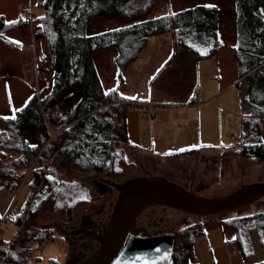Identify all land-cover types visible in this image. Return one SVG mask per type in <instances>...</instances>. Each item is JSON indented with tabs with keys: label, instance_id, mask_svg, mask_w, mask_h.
<instances>
[{
	"label": "trees",
	"instance_id": "1",
	"mask_svg": "<svg viewBox=\"0 0 264 264\" xmlns=\"http://www.w3.org/2000/svg\"><path fill=\"white\" fill-rule=\"evenodd\" d=\"M162 1L166 0H41L38 5L43 14L36 19L34 40L44 44L52 62L54 82L49 90L42 88L35 92L11 122L19 136L16 150L20 152L23 144L22 157L17 159L15 167L26 166L31 155L45 145L37 159L39 167L34 171L46 173L47 194L61 183L56 178L64 168L99 173L109 170L123 157L128 105L117 88L102 87L93 59L95 52L116 47V64L124 67L138 57L150 37L170 30L176 43L197 59L213 56L222 44L217 8L204 3L115 29L87 32L89 24L103 16L115 14L125 22H132ZM234 5L233 52L244 85L242 104L247 110L240 123L241 141L236 144V155L264 161V0H234ZM24 25L25 22L6 24L0 17V39L9 29ZM78 79L82 80V97L72 123L46 144L47 111ZM27 135L33 144L27 143ZM33 182H40L39 174L35 173ZM23 216L24 211H20L13 221L18 228L14 238L0 247V264H34L40 260L39 247L44 248L52 239L50 228L31 226ZM213 217L184 226L175 233L171 264H191L190 251L195 239L215 227L233 233L243 258L251 253V230L257 232L264 249V212L209 223Z\"/></svg>",
	"mask_w": 264,
	"mask_h": 264
},
{
	"label": "crops",
	"instance_id": "2",
	"mask_svg": "<svg viewBox=\"0 0 264 264\" xmlns=\"http://www.w3.org/2000/svg\"><path fill=\"white\" fill-rule=\"evenodd\" d=\"M202 1H194L192 5L204 3L217 8L222 44L213 56L197 59L176 43L172 30L150 37L138 57L124 67L116 64V47L93 54L102 87L117 88L128 105L125 129L129 156L150 166L158 168L164 158L178 155L217 158L226 143H239L230 137H241L240 123L247 110L242 104L244 85L233 52L234 0L229 4ZM27 2L0 0V17L6 24L23 23V7ZM164 2L168 4L167 11L155 12L150 18L171 14L169 0ZM40 11L37 17L42 16ZM145 19L148 17L124 21L120 27ZM31 36L29 27L24 25L9 29L0 39V140L1 133L16 130L10 127L14 126L11 119L34 94L29 91L33 85L32 65L21 60L22 56L31 49L38 50L37 57L46 55L43 42L33 38L31 41ZM31 43L34 48H26ZM101 54H112L110 64H116L117 73L112 66L110 75L102 78L95 57ZM198 94L202 102H198ZM81 97L82 80L78 79L50 106L46 126L50 119L54 125L64 123L66 114L73 107L77 110ZM249 239L251 253L243 258L230 230L211 228L195 239L191 255L197 264H264V249L257 232L251 230Z\"/></svg>",
	"mask_w": 264,
	"mask_h": 264
},
{
	"label": "rangeland",
	"instance_id": "3",
	"mask_svg": "<svg viewBox=\"0 0 264 264\" xmlns=\"http://www.w3.org/2000/svg\"><path fill=\"white\" fill-rule=\"evenodd\" d=\"M194 1L203 2L202 0H169L170 11L174 12L192 6ZM231 1L216 0V2L222 4H229ZM167 9L168 4L166 2H158L139 19L150 18L158 11L165 13ZM40 10L38 6L34 7L36 15H40ZM124 21L123 18L115 14L106 15L92 21L88 27V33L93 34L107 29L118 28ZM21 37L18 36V39H22ZM30 40L32 41V36ZM110 50L112 51V49ZM30 51V53L27 52L28 54L21 58V60L32 65L33 85L29 88V91L37 93L44 86L49 90L54 82L52 62L47 52L45 56L37 57L38 50L33 52L31 49ZM111 55L101 54L95 56L99 63L97 66L102 78L110 75L108 73L112 71V66L116 73L118 71L116 64H110ZM75 108L73 107L72 111L66 114L65 122L61 125H54L51 119L50 122L47 121V128L50 129L49 139L46 144L51 140L53 141V138L61 129L72 123L66 122L72 120L76 111ZM49 123L50 125H48ZM59 126H62V128H57ZM3 133H1L2 138L0 140V247H4L2 244L14 238L18 228L13 221L20 211H24L23 220L27 219L31 226L50 228L52 237L44 248L43 246L39 247L38 256L40 260L34 264H63V261L67 259L68 255L66 254L69 250V243L57 226L61 225L62 229H67L70 226L77 225L82 215H92L93 213L90 211L92 208H99L103 202L106 203L110 199L108 197L104 198L102 197L103 195L98 193L94 186V181L108 179L120 183L128 178L141 176L138 174L161 175L170 181L187 185L196 194L208 197L228 194L241 184L264 181V161L237 156L236 144L226 143L224 152L213 159H206L200 155L197 157L193 156L194 158L189 155L164 158L163 164L158 168L138 161V159L133 158V155L130 157L128 150L124 148L123 157L116 160L112 167L104 172L85 173L67 168L61 170L56 178L61 183L53 188L52 193L41 199L35 209L31 211V207L35 199L39 197V194L49 193V188L45 185L46 173L43 172L41 174L39 170L34 171V169L39 167L40 161L37 159L45 145L35 155H31L26 166L18 168L15 166L17 165V159L22 157L21 149L23 144H21V149L19 148L20 152L16 150L15 144L19 140V136L14 128ZM27 138H29L28 135ZM26 140L29 145L33 144L31 138ZM42 158L46 162L47 156ZM35 173L40 175V182L37 184L33 182ZM21 174L22 177L20 176ZM115 197L116 194H114V199ZM259 212H264V198L235 212L227 213L218 218H210L211 222L209 223H215L217 219L221 218L230 219ZM146 213H152L155 221L159 222V226L165 232L173 231V233H176L184 226L206 221L204 218L186 215L163 206H154L147 209ZM140 220L145 221L144 218ZM190 263H197L192 258L191 251Z\"/></svg>",
	"mask_w": 264,
	"mask_h": 264
},
{
	"label": "water",
	"instance_id": "4",
	"mask_svg": "<svg viewBox=\"0 0 264 264\" xmlns=\"http://www.w3.org/2000/svg\"><path fill=\"white\" fill-rule=\"evenodd\" d=\"M108 185L118 193L108 221L99 232L86 234L99 247L75 264H171L174 236H148L144 227L136 225L145 209L163 206L206 218L235 212L264 198V181L241 184L228 194L212 197L196 194L187 185L161 175L145 174ZM47 195L39 194L31 211Z\"/></svg>",
	"mask_w": 264,
	"mask_h": 264
},
{
	"label": "flooded vegetation",
	"instance_id": "5",
	"mask_svg": "<svg viewBox=\"0 0 264 264\" xmlns=\"http://www.w3.org/2000/svg\"><path fill=\"white\" fill-rule=\"evenodd\" d=\"M110 181L108 179H102L101 181H94V186L100 195L104 198H110L108 202L102 203L99 208L91 209L90 214H85L80 217V221L75 226H70L67 229H62V226H57L61 233L69 243V250L66 255L67 259L63 261V264H75L82 261L84 258L91 255L98 247L99 244L91 236L86 234L91 231L99 232L102 227L107 223L110 215L112 204L114 203V194L117 196V191L108 185ZM123 182V181H122ZM118 183V182H116ZM121 183V182H120ZM192 191V190H191ZM149 207L147 209H150ZM107 209V210H106ZM145 209L136 220L137 227H144L148 233V236H159V235H171L175 237L173 231L165 232L162 227L159 226V222H156L153 218L152 213H146ZM144 218V222L140 219ZM142 236V233H139Z\"/></svg>",
	"mask_w": 264,
	"mask_h": 264
},
{
	"label": "built area",
	"instance_id": "6",
	"mask_svg": "<svg viewBox=\"0 0 264 264\" xmlns=\"http://www.w3.org/2000/svg\"><path fill=\"white\" fill-rule=\"evenodd\" d=\"M41 4V0H28V2L23 7V13H24V22L26 25L30 28L32 38L34 40V25L36 23L37 16L34 11V7ZM27 48H34V44L31 43L30 45H27ZM203 99L200 94H198V102H202ZM230 139L236 143L241 141V137H230Z\"/></svg>",
	"mask_w": 264,
	"mask_h": 264
}]
</instances>
